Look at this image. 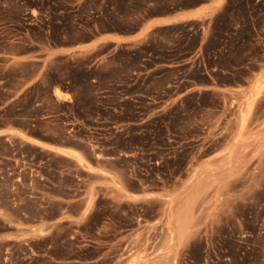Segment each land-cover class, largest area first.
I'll return each instance as SVG.
<instances>
[{"label": "rangeland", "instance_id": "1", "mask_svg": "<svg viewBox=\"0 0 264 264\" xmlns=\"http://www.w3.org/2000/svg\"><path fill=\"white\" fill-rule=\"evenodd\" d=\"M210 1L0 0V264H264V0Z\"/></svg>", "mask_w": 264, "mask_h": 264}, {"label": "crops", "instance_id": "2", "mask_svg": "<svg viewBox=\"0 0 264 264\" xmlns=\"http://www.w3.org/2000/svg\"><path fill=\"white\" fill-rule=\"evenodd\" d=\"M210 2H217V0H212ZM210 2L206 3L205 5L210 4ZM195 10H197V8L186 10V11L182 12V16H188V15L192 14V12H194ZM178 21H179V15L159 16V17H155V18L147 21L145 26L147 27V30H150L155 26L170 25V24H174ZM137 34L138 33L132 34V35H121V34H116V33H112V32L102 33V34L96 36L90 42L75 45V46H62V48H60L58 50L61 51L62 55H63V54H69L73 51H77L78 49H81V48L94 47V46L105 44V43L125 44V43L131 42L132 40H134V38ZM4 135H7V134H4ZM63 148H66V147H63Z\"/></svg>", "mask_w": 264, "mask_h": 264}, {"label": "bare ground", "instance_id": "3", "mask_svg": "<svg viewBox=\"0 0 264 264\" xmlns=\"http://www.w3.org/2000/svg\"><path fill=\"white\" fill-rule=\"evenodd\" d=\"M54 95L56 96V97H60L61 98V95L63 96V95H65L64 93H61V92H59V91H57V90H55V92H54ZM240 116H241V114H240ZM22 136L25 138L26 136H24L23 134H22ZM29 141H32V142H34V143H36V144H38V145H45V144H43V143H41L40 141H38V140H36V139H33V138H30V137H26ZM51 148L53 149V150H56V151H58V152H60V153H62V152H66V151H64V149H62L61 147H56V146H51ZM79 160H80V158L79 157H77ZM177 216H175L174 217V222H176L175 224H176V226H175V233H177L179 236H182L183 235V229H181V216H182V213L181 214H179V216H178V214H176ZM181 215V216H180ZM183 218V217H182ZM170 220V219H169ZM173 221V220H172ZM173 222V223H174ZM185 225V224H184ZM171 234H173V230H172V233ZM175 235V234H174ZM177 236V235H176ZM179 240V239H178Z\"/></svg>", "mask_w": 264, "mask_h": 264}]
</instances>
